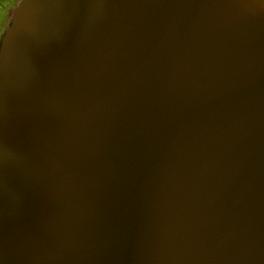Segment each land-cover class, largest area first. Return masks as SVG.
<instances>
[{
	"label": "water",
	"instance_id": "95a60500",
	"mask_svg": "<svg viewBox=\"0 0 264 264\" xmlns=\"http://www.w3.org/2000/svg\"><path fill=\"white\" fill-rule=\"evenodd\" d=\"M11 15L0 264H264V0Z\"/></svg>",
	"mask_w": 264,
	"mask_h": 264
},
{
	"label": "snow or ice",
	"instance_id": "6c2138e0",
	"mask_svg": "<svg viewBox=\"0 0 264 264\" xmlns=\"http://www.w3.org/2000/svg\"><path fill=\"white\" fill-rule=\"evenodd\" d=\"M10 0H0V37L4 35V12L3 9L5 5H8ZM24 0H15V3L11 4V7L15 9L17 5L23 4ZM0 47H2V42H0Z\"/></svg>",
	"mask_w": 264,
	"mask_h": 264
},
{
	"label": "rangeland",
	"instance_id": "374dc122",
	"mask_svg": "<svg viewBox=\"0 0 264 264\" xmlns=\"http://www.w3.org/2000/svg\"><path fill=\"white\" fill-rule=\"evenodd\" d=\"M11 1V0H10ZM11 8V4H8V5H5V7H4V9H3V12H4V14H5V16H4V21H3V23H4V30H5V28L7 27L6 25L9 23V21H10V19H9V17L7 16V13H8V10Z\"/></svg>",
	"mask_w": 264,
	"mask_h": 264
},
{
	"label": "flooded vegetation",
	"instance_id": "af4514ba",
	"mask_svg": "<svg viewBox=\"0 0 264 264\" xmlns=\"http://www.w3.org/2000/svg\"><path fill=\"white\" fill-rule=\"evenodd\" d=\"M12 1V0H11ZM14 1V0H13Z\"/></svg>",
	"mask_w": 264,
	"mask_h": 264
}]
</instances>
